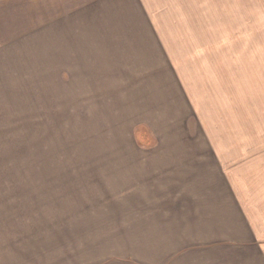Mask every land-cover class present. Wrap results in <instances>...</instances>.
<instances>
[{
    "label": "crops",
    "instance_id": "0c3cea01",
    "mask_svg": "<svg viewBox=\"0 0 264 264\" xmlns=\"http://www.w3.org/2000/svg\"><path fill=\"white\" fill-rule=\"evenodd\" d=\"M244 1L180 0L169 20L168 0H0V95L49 90L14 81L70 82L75 112L116 108L133 141L0 179V264H264V130H210L193 82L177 78L186 70L167 61L215 49L253 60L237 79L255 82L264 43L232 16L260 1ZM206 25L242 31L176 30Z\"/></svg>",
    "mask_w": 264,
    "mask_h": 264
},
{
    "label": "rangeland",
    "instance_id": "374dc122",
    "mask_svg": "<svg viewBox=\"0 0 264 264\" xmlns=\"http://www.w3.org/2000/svg\"><path fill=\"white\" fill-rule=\"evenodd\" d=\"M259 1L260 8L253 5L252 9H245L243 17L241 12L232 16L247 19L239 22L241 26L246 24L243 31L238 27L221 28L208 25L176 30L183 29L184 33L191 32L194 36L207 41L213 40V35L242 31L241 33L244 32L248 38L257 39L263 44L264 0ZM244 2L251 3L252 0ZM166 6L168 10L165 17L169 20H178L181 14L180 0H168ZM193 15L196 19L197 14ZM227 15L228 13L224 19H228ZM210 19L205 24H209ZM173 29L167 27L166 30ZM210 45L211 48L201 49L213 50L214 44ZM241 49L245 52L242 54L247 55L254 48L246 43V48L240 47L237 52L230 54L235 56ZM214 51L210 54L206 52L207 57L167 61L171 66L173 62L174 65H180L186 70L185 75L179 74L177 78L183 83L184 78L189 77L193 82L191 96L194 98L196 109L200 112L199 117L209 127L211 125L210 130L231 131L241 127V130L263 131L264 73L261 70L256 74L255 82L251 81L252 76H246L251 83L241 85L237 77L239 75L242 77L246 72L244 66L248 67V61L253 60L217 59L214 57ZM54 78L56 79L55 76ZM10 86L49 90L42 93L28 90L11 91L0 95V179L24 177L22 175L28 177V173L43 174L45 172L42 168L46 164L52 167L51 164L94 162L96 159L100 161L99 156L95 155L96 150L106 146L133 145V141L127 136L128 128L117 120L116 108L110 115H106L101 107L95 108L91 104L81 107L80 112H75L73 106L69 105L75 102L73 95L76 92L70 89L76 85L73 86L70 82L62 84L56 79L45 85L44 81L22 80L20 84L14 81ZM243 116H246L245 119ZM234 120L235 122H232ZM204 123H200L198 131L204 130ZM27 166H37L38 171L34 168L25 169Z\"/></svg>",
    "mask_w": 264,
    "mask_h": 264
},
{
    "label": "trees",
    "instance_id": "16d2710c",
    "mask_svg": "<svg viewBox=\"0 0 264 264\" xmlns=\"http://www.w3.org/2000/svg\"><path fill=\"white\" fill-rule=\"evenodd\" d=\"M141 133V129L140 130H138V140H140V138H139V134Z\"/></svg>",
    "mask_w": 264,
    "mask_h": 264
}]
</instances>
